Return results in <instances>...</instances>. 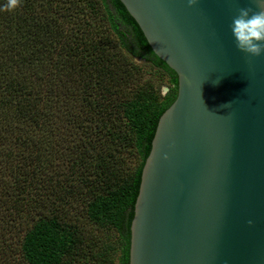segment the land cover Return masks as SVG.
I'll return each mask as SVG.
<instances>
[{
  "label": "trees",
  "instance_id": "1",
  "mask_svg": "<svg viewBox=\"0 0 264 264\" xmlns=\"http://www.w3.org/2000/svg\"><path fill=\"white\" fill-rule=\"evenodd\" d=\"M6 3L0 264H112L116 247L129 264L142 168L177 75L118 0Z\"/></svg>",
  "mask_w": 264,
  "mask_h": 264
},
{
  "label": "water",
  "instance_id": "2",
  "mask_svg": "<svg viewBox=\"0 0 264 264\" xmlns=\"http://www.w3.org/2000/svg\"><path fill=\"white\" fill-rule=\"evenodd\" d=\"M118 1L178 78L142 168L129 264H264V55L239 51L230 27L256 3Z\"/></svg>",
  "mask_w": 264,
  "mask_h": 264
},
{
  "label": "clouds",
  "instance_id": "3",
  "mask_svg": "<svg viewBox=\"0 0 264 264\" xmlns=\"http://www.w3.org/2000/svg\"><path fill=\"white\" fill-rule=\"evenodd\" d=\"M22 0H7L4 10L14 11L21 6ZM189 7H194L199 0H186ZM256 9L240 8L230 25L236 47L249 57L264 55V0H254ZM218 83V81H216ZM231 103L223 105L229 106ZM252 221H249L251 224Z\"/></svg>",
  "mask_w": 264,
  "mask_h": 264
},
{
  "label": "rangeland",
  "instance_id": "4",
  "mask_svg": "<svg viewBox=\"0 0 264 264\" xmlns=\"http://www.w3.org/2000/svg\"><path fill=\"white\" fill-rule=\"evenodd\" d=\"M162 84H161V86H162V88H161V91H163V92H165L166 91V86H170L169 84H168V81H167V79L166 78H162ZM136 159L135 158H132V159H130L129 161V163H128V169H126V171H131V168H135V161ZM109 235L111 236V238H112V241L115 243V241H117V239H118V236H117V234H115V233H113V232H110L109 231ZM118 251H117V247L116 248H114L112 251H110L109 252V254H108V256H107V260L109 261V262H112V264H117V258H118Z\"/></svg>",
  "mask_w": 264,
  "mask_h": 264
}]
</instances>
